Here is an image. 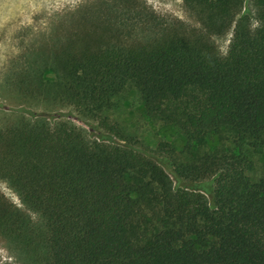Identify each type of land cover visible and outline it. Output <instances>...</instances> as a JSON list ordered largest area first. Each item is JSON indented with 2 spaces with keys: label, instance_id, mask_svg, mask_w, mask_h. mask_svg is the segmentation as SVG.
I'll return each mask as SVG.
<instances>
[{
  "label": "trees",
  "instance_id": "16d2710c",
  "mask_svg": "<svg viewBox=\"0 0 264 264\" xmlns=\"http://www.w3.org/2000/svg\"><path fill=\"white\" fill-rule=\"evenodd\" d=\"M184 4L199 27L89 4L10 67L27 110L0 126V180L24 210L0 194V239L17 264H264V178L246 175L264 146V0ZM128 85L182 134L181 158L114 140L105 113Z\"/></svg>",
  "mask_w": 264,
  "mask_h": 264
},
{
  "label": "rangeland",
  "instance_id": "374dc122",
  "mask_svg": "<svg viewBox=\"0 0 264 264\" xmlns=\"http://www.w3.org/2000/svg\"><path fill=\"white\" fill-rule=\"evenodd\" d=\"M99 1L104 0H26L24 4L26 8L17 10L9 0H0V126L7 125L14 117H18L21 111L27 110L26 106L21 105L16 92L4 83L13 63L24 56L32 44L41 42L47 34L55 33L62 27H69V19L74 11ZM140 1L164 18L179 20L191 27H199L197 20L187 10L184 0ZM245 8L253 13L248 3L245 4ZM252 25H255L253 21ZM230 38L231 33L216 39V44L223 55L227 52ZM44 79L52 81L54 76L52 73H46ZM32 111L39 112L40 108ZM105 117L108 118L110 125L116 127L118 135L114 136V140L119 143L132 144L141 152L154 156L160 155V147L165 146L173 151L175 157L181 158L185 145L182 134L172 125L149 117L139 92L132 85H128L113 99L112 107L106 111ZM77 125L82 126L78 123ZM219 147L220 145L214 140L209 148L213 150ZM249 160L252 166L246 175L255 183L264 178V146L258 153L249 157ZM202 184L214 185L210 180H205ZM0 194L24 210L17 196L1 180ZM31 216L37 218L35 215ZM0 264H17L13 254L1 239Z\"/></svg>",
  "mask_w": 264,
  "mask_h": 264
},
{
  "label": "bare ground",
  "instance_id": "6f19581e",
  "mask_svg": "<svg viewBox=\"0 0 264 264\" xmlns=\"http://www.w3.org/2000/svg\"><path fill=\"white\" fill-rule=\"evenodd\" d=\"M31 1V0H30ZM36 1V0H35ZM38 1V0H37ZM26 2V0H9V3L15 5L14 7L17 9V10H22V9H25L26 8V5H24ZM14 8V9H15ZM10 12V11H9ZM12 13V12H11ZM15 14V13H14Z\"/></svg>",
  "mask_w": 264,
  "mask_h": 264
}]
</instances>
